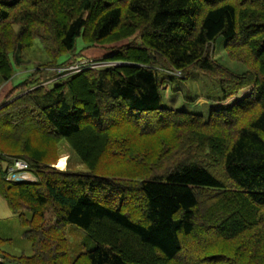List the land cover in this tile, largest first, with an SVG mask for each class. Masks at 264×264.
<instances>
[{
    "label": "trees",
    "instance_id": "obj_1",
    "mask_svg": "<svg viewBox=\"0 0 264 264\" xmlns=\"http://www.w3.org/2000/svg\"><path fill=\"white\" fill-rule=\"evenodd\" d=\"M218 36L245 70L233 72L213 57ZM35 37L49 57L39 65L55 66L96 43L128 40L104 54L118 64L67 73L50 87L30 88L42 82L37 74L44 67L36 66L14 85L26 90L0 103V143L9 151L0 149V196L33 250L13 257L0 249V257L57 263L68 257L66 228L73 224L95 246L69 264L264 263V0H0V84L28 61ZM177 70L180 77L194 71L217 77V99L237 98L212 106L206 117L168 109L161 89ZM114 111L132 119L122 125L129 130L147 113L165 119L180 158L124 183L91 170L56 169L30 147V138L65 139L91 169L99 155L85 140L100 154L114 138L104 121ZM145 126L138 135L150 133ZM131 135L119 142V155L129 160L138 156ZM14 158L26 160L37 180H6ZM56 166L64 169L66 161ZM198 230L205 236L189 248ZM235 240L231 251L220 244Z\"/></svg>",
    "mask_w": 264,
    "mask_h": 264
},
{
    "label": "rangeland",
    "instance_id": "obj_2",
    "mask_svg": "<svg viewBox=\"0 0 264 264\" xmlns=\"http://www.w3.org/2000/svg\"><path fill=\"white\" fill-rule=\"evenodd\" d=\"M17 26L18 25H16L15 27ZM131 36H135V34ZM127 40V38H124L113 43H96L93 46L89 47L86 51H82V56L72 58L67 63L61 64L60 66H55L47 65V63L39 65L40 63H44L43 61H46L49 57L40 40L35 37L31 46L27 49L28 61H26V63L22 65L16 66L15 71L11 75L10 79L0 84V103L10 101L15 98L18 93L24 92L26 90L24 86L20 85V87L16 88V86L14 85L22 81L31 70L35 71L36 66L44 67V69H42L37 74L39 80H41L42 82L37 83L30 88H34L36 85L41 84L43 86L50 87L54 84L56 80L55 78H60L67 73L74 72L69 68L71 64H75L77 61H80L82 59L87 61L109 59L104 57V54L107 52V50L110 47L120 45ZM224 40L225 39L223 36H218L215 39L212 52L213 57L231 71L237 73L242 72L246 69V64L239 60L230 58L227 55L223 46ZM76 44L77 47H80L83 44L82 38H77ZM67 56L68 53H63L59 56V59H64ZM110 60L119 61L117 59L111 58ZM175 74L179 76L168 78L161 89L162 105L168 107V109L178 108L189 110L201 113L206 117L209 114L210 108L214 106L215 103L218 102V106L225 105L226 101H230L232 98V96H230L224 101L217 99L221 95V85L217 77L210 76L198 71H194L188 77H180L182 76V73ZM21 88L23 89V91ZM245 90H241L242 93H240L243 94ZM240 93L239 96L241 95ZM251 113L253 112H250L248 115H251ZM120 115V111H114L107 114V119H105L104 121L106 123H109V125L112 127V135L114 138L111 140L110 144H107V147L102 149L100 154V149H97L96 144L94 146L93 140L89 138L85 140L86 146H89L88 149L96 147L93 153H98L97 155H99L96 165L92 167L93 169H90L88 165L84 161H82L78 153L72 149L70 143L65 139H59V141L56 143V140H40L38 138H30V147L33 148V151L41 154L43 153L45 156L44 161L51 166H56L59 161L64 159L66 161V166L64 169H60L58 166H56L57 168H59V170L64 171L69 169L78 172L91 170L100 175L113 176L117 179L119 178L118 180H121L124 183L136 182L135 179L132 178V176L139 175L144 171H150L151 173L155 174L156 171L159 172L162 169L166 170L167 167H170L169 161H175L176 159L178 160L180 158V153L177 152V155L174 154L177 151H174L177 142H173L174 139H172L171 136L172 128L168 129L167 125L163 126V124H161L165 119H159L156 115H149V113H147L143 116L136 117V121L135 119H133V129L129 130L127 128H123L122 125L125 124V122H128V120L131 121L132 119H127V117L123 118V115H121V117ZM109 117L111 118L109 119ZM113 117L118 118L116 122L115 118L113 120ZM143 124H145V127H148L150 130V133L146 137L137 134L138 128ZM29 125H31V127H34L31 120L29 122ZM89 127L90 126L86 127L85 129ZM129 134H132L131 139L134 142L133 153L135 152L138 155L137 157H135V159L133 158V160H129V158L124 159L119 155V153L121 152L119 146L121 135L127 137ZM143 137L146 139H143ZM55 144L57 146V150L56 152H51L52 148H55ZM0 146L2 147L0 149L7 150L5 146H8V144L6 142H3L0 143ZM28 151L31 152V149H28ZM46 151L47 153H45ZM10 153L20 152L17 151ZM47 154H49V156ZM116 157H118V159ZM0 164L5 167L4 161H1ZM49 216L50 214L47 213L46 218H49ZM50 221L52 220L49 218V222ZM23 231V226L21 225L18 217L11 212L6 204V201L0 196V237L2 239V241L0 242V249L2 253L5 252V254L7 253L8 255L13 257L32 254L33 250L31 244L26 239H24ZM204 236V232L198 230L196 236H194L193 240H191L192 243H189L190 247H188L191 248V245H195V241L197 239L202 240ZM66 239L69 250L68 257H66L65 259L58 258L56 260H53L57 263L54 262L52 264H62L61 260L63 263H72L74 261L73 259L76 258L80 251L90 250L95 246L92 241H88L86 239L85 231L73 224L67 225ZM236 243L237 241L235 240L233 243L228 242L220 244H225V246L227 245L226 249L228 251H231V249L234 250V246ZM238 255L239 256L237 257L239 258H245L241 254V250L240 254ZM262 258H264V256H262ZM2 260L5 264H22L17 260L3 259L1 256L0 261ZM252 262L251 259L248 260L249 264H251Z\"/></svg>",
    "mask_w": 264,
    "mask_h": 264
},
{
    "label": "built area",
    "instance_id": "obj_3",
    "mask_svg": "<svg viewBox=\"0 0 264 264\" xmlns=\"http://www.w3.org/2000/svg\"><path fill=\"white\" fill-rule=\"evenodd\" d=\"M120 61H114L110 59H101V60H80L75 64L69 66L73 71H78L85 67H106L118 64ZM176 73H181L180 70H177ZM5 178L8 181H35L36 177L33 172L30 170L29 163L22 158H14L12 164L9 166Z\"/></svg>",
    "mask_w": 264,
    "mask_h": 264
},
{
    "label": "crops",
    "instance_id": "obj_4",
    "mask_svg": "<svg viewBox=\"0 0 264 264\" xmlns=\"http://www.w3.org/2000/svg\"><path fill=\"white\" fill-rule=\"evenodd\" d=\"M245 92V91H244ZM242 93V92H241ZM235 98H237V97H235V96H232V98H231V100L230 101H226V104H228V103H230V102H232L233 100H235ZM218 104V102L217 103H215L214 104V106H216ZM218 106V105H217Z\"/></svg>",
    "mask_w": 264,
    "mask_h": 264
},
{
    "label": "bare ground",
    "instance_id": "obj_5",
    "mask_svg": "<svg viewBox=\"0 0 264 264\" xmlns=\"http://www.w3.org/2000/svg\"><path fill=\"white\" fill-rule=\"evenodd\" d=\"M59 169V168H58Z\"/></svg>",
    "mask_w": 264,
    "mask_h": 264
}]
</instances>
